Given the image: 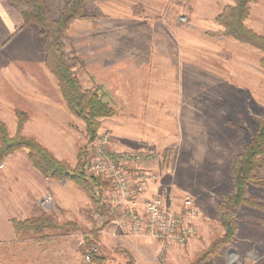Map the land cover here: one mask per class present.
Here are the masks:
<instances>
[{
  "label": "rangeland",
  "instance_id": "obj_1",
  "mask_svg": "<svg viewBox=\"0 0 264 264\" xmlns=\"http://www.w3.org/2000/svg\"><path fill=\"white\" fill-rule=\"evenodd\" d=\"M45 2L56 19L66 0ZM232 3L83 0L85 16L74 18L64 32V51L67 57H76L73 70L81 86L89 87L91 75L116 98L115 115L100 119L97 134H108L112 148L120 128L130 140L149 138L157 148L150 152L154 156L147 165L155 178L146 185L158 184L169 211H176L185 195L192 196L198 207L192 220L195 233L183 245L164 247L156 241L160 245L153 247L101 229L94 239L104 257L100 264H123V251L138 264H190L223 234L217 209L233 185L232 162L264 113V73L259 64L263 53L230 37L211 35L223 30L214 18ZM249 6L245 25L264 35V0H253ZM21 23L17 10L0 0V97L3 86L19 76L41 75L45 90L55 91V77L43 62L40 27L22 29ZM69 121L79 148L86 143L84 124L76 117L69 116ZM166 150L171 153L168 166L163 165ZM259 176L264 178L260 172ZM59 181L74 185L73 203L62 209L53 198L42 212L58 222L73 221L77 228L39 234L44 246L57 247L52 256L50 250L45 252L42 264H96L85 260L91 202L72 181ZM111 186L104 195L114 191ZM247 196L264 203V187L249 186ZM236 216L235 238L203 264H264V212L241 205ZM128 243L134 244V251Z\"/></svg>",
  "mask_w": 264,
  "mask_h": 264
},
{
  "label": "trees",
  "instance_id": "obj_2",
  "mask_svg": "<svg viewBox=\"0 0 264 264\" xmlns=\"http://www.w3.org/2000/svg\"><path fill=\"white\" fill-rule=\"evenodd\" d=\"M6 1L20 14L22 29L31 26L40 27L44 65L57 80L60 94L70 114L84 124L86 143L78 148L76 163L71 167L65 161L57 159L34 137L21 133L27 114L16 110L17 131L14 135L9 134L5 122L0 118V163L17 151L26 150L28 160L42 176L53 180H70L87 194L91 202L88 211L91 227L84 235V240L88 242L86 255L92 262L100 264L104 257L98 254V249H95L94 239L111 219L109 206L102 199L103 190L109 188L111 182L99 176L89 175L84 168L89 157L87 144L96 138L101 127L100 119L115 115L117 102L112 93L91 75L88 77L89 87L83 88L73 70L76 57H67L64 51L62 41L64 32L74 18L85 16L83 0H66L56 19L51 17L45 0ZM252 1L233 0L232 4L225 5L214 18L223 30L211 35L230 37L241 44L260 50L263 56L259 64L264 71V35L257 34L245 25L250 12L249 4ZM170 154V150L165 151L164 166H168ZM263 167L264 113L258 120L252 137L232 162L233 185L227 198L217 209L223 234L214 237L208 249L202 251L190 264H203L211 256L221 254L222 247L235 238L238 230L236 213L241 205H248L264 212V203L247 196L249 186L264 187V178L259 176V171ZM96 214L105 217L108 221L99 226L94 219ZM10 221L16 234L33 232L41 235L46 230L67 233L77 228L73 221L58 222L46 212L24 220L13 218ZM123 254L125 257L123 264H138L129 252L123 251Z\"/></svg>",
  "mask_w": 264,
  "mask_h": 264
},
{
  "label": "crops",
  "instance_id": "obj_3",
  "mask_svg": "<svg viewBox=\"0 0 264 264\" xmlns=\"http://www.w3.org/2000/svg\"><path fill=\"white\" fill-rule=\"evenodd\" d=\"M39 76H19L3 86L0 117L9 134L14 135L17 131L15 111H24L27 119L23 123L22 134L34 137L57 159L73 167L78 150L75 133L70 129V121L68 122L69 116H73L62 99L57 80L52 77L55 80V91H47L42 85V76ZM132 120H136L135 117ZM120 124L121 120L118 121V128ZM119 131L114 133L118 139L114 146L117 151L153 152L157 148L149 138L140 141L132 136L130 140L123 131ZM26 153V150H19L7 156L0 168V264H42L46 251L50 250L51 256L53 250L57 252L56 245L48 243L44 246V239L39 235L28 232L16 234L10 220H24L37 216L43 209L48 210V205L43 202L46 196L54 198L57 206L62 209H68L74 200V185L69 187L64 181L45 178L32 166ZM259 172L264 175V168ZM159 191L158 184L150 182L146 186L145 195H159ZM88 204L90 205L89 199ZM175 208L178 210V207ZM102 232L119 238L124 235L128 239L143 240L153 247L160 245L156 240L142 234L124 231L113 222H109ZM126 237L124 240L127 242ZM51 238L52 236H47V239ZM128 244L130 247L127 248L134 251V244Z\"/></svg>",
  "mask_w": 264,
  "mask_h": 264
},
{
  "label": "built area",
  "instance_id": "obj_4",
  "mask_svg": "<svg viewBox=\"0 0 264 264\" xmlns=\"http://www.w3.org/2000/svg\"><path fill=\"white\" fill-rule=\"evenodd\" d=\"M87 150L85 172L109 180L114 189L108 196L104 195L106 189L102 193L103 201L109 206V222L124 231L159 241L164 247L183 245L195 233L192 220L198 214V207L192 196H183L181 206L173 212L164 208L159 195H145L148 180L155 178L154 172L147 167L153 160L152 153L117 151L111 147L106 133L97 134ZM51 200L46 196L43 202L49 205ZM94 219L99 226L108 221L97 214ZM85 260L89 262V256L86 255Z\"/></svg>",
  "mask_w": 264,
  "mask_h": 264
}]
</instances>
